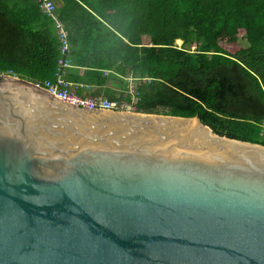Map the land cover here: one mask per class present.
<instances>
[{
    "label": "water",
    "instance_id": "1",
    "mask_svg": "<svg viewBox=\"0 0 264 264\" xmlns=\"http://www.w3.org/2000/svg\"><path fill=\"white\" fill-rule=\"evenodd\" d=\"M0 264H264V146L0 76Z\"/></svg>",
    "mask_w": 264,
    "mask_h": 264
},
{
    "label": "trees",
    "instance_id": "2",
    "mask_svg": "<svg viewBox=\"0 0 264 264\" xmlns=\"http://www.w3.org/2000/svg\"><path fill=\"white\" fill-rule=\"evenodd\" d=\"M57 2L71 46L66 78L78 93L95 87L90 95L129 101L131 77L136 112L198 116L264 146V0ZM58 56L54 23L36 2L0 0V71L52 78Z\"/></svg>",
    "mask_w": 264,
    "mask_h": 264
},
{
    "label": "built area",
    "instance_id": "3",
    "mask_svg": "<svg viewBox=\"0 0 264 264\" xmlns=\"http://www.w3.org/2000/svg\"><path fill=\"white\" fill-rule=\"evenodd\" d=\"M34 1L37 3L38 8L42 11V13L49 17L54 23V28L59 40V56L56 61L54 77L52 79L47 78L40 81L30 82L37 87L44 88L57 99L71 105L105 110L135 111L139 95L136 88V80L131 77L128 78L129 84L126 91V93L130 96L129 101L118 99L111 100L105 96L86 95L77 92V88L81 85L71 82L66 78V71L72 66L71 46L68 39V32L57 13V3L55 0ZM3 75L20 77L11 69L7 71H0V76ZM147 81H149L148 78Z\"/></svg>",
    "mask_w": 264,
    "mask_h": 264
},
{
    "label": "crops",
    "instance_id": "4",
    "mask_svg": "<svg viewBox=\"0 0 264 264\" xmlns=\"http://www.w3.org/2000/svg\"><path fill=\"white\" fill-rule=\"evenodd\" d=\"M34 1V0H33ZM56 1V3H57V5H58V2H57V0H55ZM35 2V1H34ZM54 77V74H53V76H52V78ZM52 78H49V79H52ZM78 84V83H77ZM81 87V86H80ZM93 90H95V87H86V88H84V91H82V94H86V95H90V92L91 91H93Z\"/></svg>",
    "mask_w": 264,
    "mask_h": 264
},
{
    "label": "rangeland",
    "instance_id": "5",
    "mask_svg": "<svg viewBox=\"0 0 264 264\" xmlns=\"http://www.w3.org/2000/svg\"><path fill=\"white\" fill-rule=\"evenodd\" d=\"M176 44L178 45V46H180L181 45V42L180 41H176ZM246 44V42L244 41V39H239V41H238V45H245Z\"/></svg>",
    "mask_w": 264,
    "mask_h": 264
}]
</instances>
